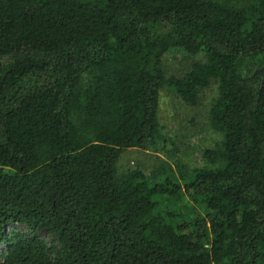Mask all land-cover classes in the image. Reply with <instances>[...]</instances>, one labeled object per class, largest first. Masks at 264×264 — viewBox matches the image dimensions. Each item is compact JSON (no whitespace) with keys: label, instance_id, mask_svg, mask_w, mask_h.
<instances>
[{"label":"trees","instance_id":"1","mask_svg":"<svg viewBox=\"0 0 264 264\" xmlns=\"http://www.w3.org/2000/svg\"><path fill=\"white\" fill-rule=\"evenodd\" d=\"M242 1L0 0V264H264V0ZM172 50L199 59L165 79ZM211 80L213 163L118 174L163 140L160 89Z\"/></svg>","mask_w":264,"mask_h":264},{"label":"rangeland","instance_id":"2","mask_svg":"<svg viewBox=\"0 0 264 264\" xmlns=\"http://www.w3.org/2000/svg\"><path fill=\"white\" fill-rule=\"evenodd\" d=\"M220 1L237 6L245 3L242 0ZM196 59L199 58L188 56L181 51H169L162 59L165 79L181 78ZM216 95L217 83L211 80L207 86L198 90L196 103L188 105L168 84H165L159 91L157 111L159 134L163 140L158 141L151 149H123L117 158V173L139 169L149 176L154 171L163 172L166 169L165 175L169 174L180 180L183 171L188 173L194 168L209 167L213 162L207 159L204 153L214 149L222 138L219 132L212 129L208 117L210 105ZM165 175L162 173L158 178ZM195 209L201 213L198 206L195 205ZM41 235L47 241L51 239L45 233Z\"/></svg>","mask_w":264,"mask_h":264}]
</instances>
